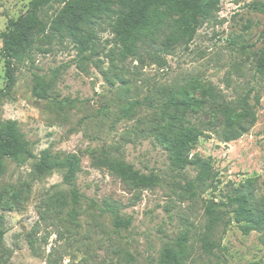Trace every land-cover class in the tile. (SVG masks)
<instances>
[{"label":"rangeland","instance_id":"rangeland-1","mask_svg":"<svg viewBox=\"0 0 264 264\" xmlns=\"http://www.w3.org/2000/svg\"><path fill=\"white\" fill-rule=\"evenodd\" d=\"M29 1L0 0V33ZM62 5L53 2L41 15L50 18ZM98 28L87 59L70 40L55 37L13 63L15 81L0 100V122L14 120L35 156L42 150L75 154L80 202L78 214L67 213L70 187L62 170L38 175L37 159H5L0 231L12 252L8 264H158L162 249L181 235L188 250L181 264H264V229L245 235L236 223L225 230L218 225L209 236L215 244L210 252L201 242L206 200L219 204L237 189L250 193L244 185L253 179L254 203L264 211V76L254 68L264 44V0H220L188 44L163 50L166 30L160 27L139 42L137 58L124 61L111 60L112 34L106 23ZM36 76L44 98L33 92ZM5 84L0 52V88ZM184 89L185 96L205 101L203 110L186 113L203 132L188 156L207 159L215 174L196 191L186 181L197 170L171 165L153 133L157 112L168 99H181ZM131 101L139 104L126 113ZM240 102L254 120L242 121L245 131L237 139L222 141L220 109ZM104 155L154 174L157 183L129 184L101 163ZM110 208L130 217V225L115 226Z\"/></svg>","mask_w":264,"mask_h":264},{"label":"trees","instance_id":"trees-1","mask_svg":"<svg viewBox=\"0 0 264 264\" xmlns=\"http://www.w3.org/2000/svg\"><path fill=\"white\" fill-rule=\"evenodd\" d=\"M59 1L63 3L62 7L52 17L45 19L41 15L42 9ZM219 3L220 0H30L25 13L8 19L5 29L0 33V52L6 73V84L0 88V100L9 94L14 85L13 63L23 59L39 42L45 43L55 37L68 39L77 53L87 59L85 53L94 51L98 26L106 23L114 45L110 53L111 60L117 57L124 61L127 58H137L139 42L160 27L166 30L163 50L169 51L178 43L188 44L202 23L218 10ZM257 7L262 10L260 3ZM254 68L256 73L264 76V44L255 58ZM34 81V94L44 98L46 91L42 87V78L36 76ZM185 91L179 92L182 97L179 100L168 99L160 113L157 112L159 116L154 118L152 124L155 139L167 152L171 165L178 169L193 166L197 170L195 176L186 181V188L196 191L206 186L208 180L212 183L215 174L207 159L188 156L191 145L203 132L188 121L186 113L203 110L205 101L187 97ZM138 104L137 101L129 102L126 113ZM220 112L222 119L218 123L221 126L219 137L222 141L237 139L245 131L242 121L254 120L251 111L241 102L237 107L225 106ZM206 124L214 125L211 120ZM31 158L37 159L34 172L38 175L49 173L53 169L62 170V182L70 187L71 207L67 213L78 214L76 206L80 202V194L75 186V179L80 164L76 155L65 154L58 157L51 155L48 150H42L39 156H35L14 120L0 122V174L4 171L5 159L20 164ZM101 163L134 186L151 187L158 181L154 174H142L131 164L117 158L104 155ZM252 182L253 179H250L244 185L250 193L237 189L228 195L226 202L216 204L213 200L205 201L207 224L201 242L206 251L210 252L215 246L209 239L215 226L221 225L225 230L229 224L236 223L245 235L264 229V211L259 210L254 203L253 189L250 186ZM109 210L113 214L115 226L127 228L130 225V217L121 218L116 209ZM186 241V235H181L173 244L165 246L158 264H181L188 254ZM11 253L3 244V232L0 231V264H8Z\"/></svg>","mask_w":264,"mask_h":264}]
</instances>
